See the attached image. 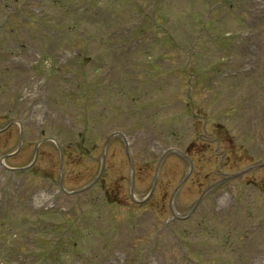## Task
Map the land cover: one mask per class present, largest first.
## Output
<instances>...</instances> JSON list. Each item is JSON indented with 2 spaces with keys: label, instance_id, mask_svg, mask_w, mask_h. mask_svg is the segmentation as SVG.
I'll list each match as a JSON object with an SVG mask.
<instances>
[{
  "label": "rangeland",
  "instance_id": "obj_1",
  "mask_svg": "<svg viewBox=\"0 0 264 264\" xmlns=\"http://www.w3.org/2000/svg\"><path fill=\"white\" fill-rule=\"evenodd\" d=\"M261 163L264 0H0V264H264Z\"/></svg>",
  "mask_w": 264,
  "mask_h": 264
},
{
  "label": "trees",
  "instance_id": "obj_2",
  "mask_svg": "<svg viewBox=\"0 0 264 264\" xmlns=\"http://www.w3.org/2000/svg\"><path fill=\"white\" fill-rule=\"evenodd\" d=\"M131 34H132V33H131ZM135 131H139V132H141V130H139V129H137V128L133 131V133H135ZM105 134H107V133H105ZM105 134H104V135H105ZM101 135L104 136L103 134H101ZM83 136L88 137L87 134H86V135H82V136H80V138L82 139ZM77 143H79L78 140H77ZM92 143H93V145H94V140H93V139H92ZM131 158H132V161H133V168H135V171L137 172V159H135L134 156H131ZM170 223H171V222H170ZM170 223H169V224H170ZM171 234L174 235L175 240L178 239V235H175V234L173 233V231H171ZM186 264H194V263L191 261V262H186Z\"/></svg>",
  "mask_w": 264,
  "mask_h": 264
},
{
  "label": "water",
  "instance_id": "obj_3",
  "mask_svg": "<svg viewBox=\"0 0 264 264\" xmlns=\"http://www.w3.org/2000/svg\"><path fill=\"white\" fill-rule=\"evenodd\" d=\"M196 206L193 207L192 211L195 209Z\"/></svg>",
  "mask_w": 264,
  "mask_h": 264
}]
</instances>
